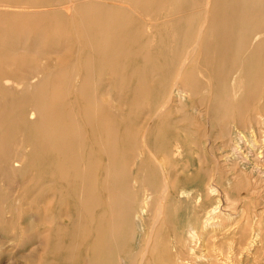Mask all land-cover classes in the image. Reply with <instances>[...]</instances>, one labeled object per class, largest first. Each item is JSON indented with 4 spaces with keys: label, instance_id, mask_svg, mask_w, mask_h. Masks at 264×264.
<instances>
[{
    "label": "bare ground",
    "instance_id": "obj_1",
    "mask_svg": "<svg viewBox=\"0 0 264 264\" xmlns=\"http://www.w3.org/2000/svg\"><path fill=\"white\" fill-rule=\"evenodd\" d=\"M136 1L139 6L143 0ZM10 6L32 9H5ZM68 10L72 11V15H68ZM187 10L190 13L183 14L178 21L180 28L167 29L159 25L149 35L143 28H138L139 24H131L124 7L100 1L0 0V168L10 171L18 162H27L26 151L30 142L21 131L25 127L33 129L37 138L45 142L46 149L58 157L57 162L68 182L63 190L69 191L74 203L72 208L71 205L66 206L62 211L64 200L49 199L54 192L40 189L42 196L48 195V199H43L45 215L41 221L53 225L38 231V235L42 234L45 240L40 264H124L125 258L117 246L119 229L127 231L136 240V219L143 227V214L151 203L154 216L150 226L147 224L148 231L139 233L142 243L128 254V264H157V258L162 264H190L197 258V249L205 246L207 249L212 244V250L215 252L216 248L224 256H227L226 251L233 253L232 256L241 254L239 250L245 248V232L234 241L227 235L229 229L222 233L215 229L213 219L223 209L220 202L201 209L196 222L188 225L186 236L166 241L164 229L178 211L177 204L171 200L173 193L168 182V176L173 177L175 171H170V176L155 159L144 158L148 149H157L153 148L156 143L148 141L145 127L146 120L151 118L148 115L154 112L150 105L157 87L165 90L164 94L159 93L158 98L162 97L163 102L158 110L169 107L172 90L167 89L166 78L181 77L182 83L194 90L202 82L199 78L191 77L193 71L203 60L207 64L210 61L212 69L211 72L205 69L208 75L205 84L214 88L217 78L214 74L226 71L222 67L217 68L222 62L218 53L224 47L236 44V51H242L250 44L249 56L245 60L247 82L264 86V0H188L180 8L175 0H161L153 13L170 11L167 15L171 16L177 11ZM48 23L56 25L54 32L45 26ZM237 29H240V34ZM216 33L215 38L212 35ZM212 37L215 39L212 40ZM74 39L79 44L75 48L76 56L61 66L65 60H55L50 56L58 50L54 46H66L68 40L73 42ZM48 43L52 45L48 46ZM18 51L32 52L31 59L15 56ZM198 51L210 57L201 60L193 54ZM141 53L146 55L143 60H139ZM155 56H164L162 58L166 60L157 70L149 68L150 59H158ZM82 59L84 61L80 63ZM12 77L19 79L14 81ZM71 86L75 87L79 97L70 101L60 113V103L57 102L66 98L64 92ZM183 86L174 89L180 103L187 91ZM50 88L52 92L47 93ZM110 88L116 89V100L122 104L132 102L140 105L143 100L151 102L148 106L145 104L138 117L140 122L145 123L144 126L129 132L102 124L99 113L104 110V95ZM251 91L254 93L255 88ZM253 93L251 97H255ZM261 95L263 99L259 102L264 101V94ZM261 105L264 106V102ZM127 114L122 108L120 115L126 122ZM256 115L257 131L263 139L260 141L256 134L249 132L248 135L246 131L238 130L237 136L229 140L230 149L224 153L221 163L223 169L237 164L244 171L251 166V169L255 168L257 161L251 158L252 153L257 159L256 149L264 147V116L261 113ZM246 144L250 146L246 148ZM182 153V145L174 144L171 154L175 164L179 163ZM260 154H264V149ZM131 165L138 168L133 169ZM185 172L186 169H183ZM203 174L199 175L198 189L195 193L187 192V196H194L199 206L207 200L206 197L218 196L221 201L222 192L218 186L221 174L211 175L207 182H204ZM246 174L241 176L247 180L246 185L254 190L252 177ZM8 194L0 191L1 249L5 241L11 238V233L25 229L16 216L17 208L6 199ZM105 203L110 207V219ZM7 212L12 214L9 219ZM48 213L52 215L48 216ZM219 235L229 239L228 244L216 245L213 240ZM257 238H262L259 231L253 240ZM111 240L115 244L114 253L108 246ZM232 256H227V260ZM253 261L257 262V259Z\"/></svg>",
    "mask_w": 264,
    "mask_h": 264
},
{
    "label": "rangeland",
    "instance_id": "obj_2",
    "mask_svg": "<svg viewBox=\"0 0 264 264\" xmlns=\"http://www.w3.org/2000/svg\"><path fill=\"white\" fill-rule=\"evenodd\" d=\"M95 1L107 3L111 6L124 7L127 10L125 13L128 15L131 24H139L138 28H143L149 35L154 33L155 28L159 25H163L164 28L167 29L180 28L181 23H178L180 17L185 13H190L188 10L179 13L177 11L171 16L167 15L170 11H158L153 13L154 7L157 8V3L161 0H143L140 2L139 6L136 4L138 3L136 0ZM187 1L188 0H175V3L177 7L180 8L183 7ZM5 9H9L11 11H28V9L32 8L10 6ZM42 9H47V7H42ZM128 9H131L130 12ZM67 13L68 15H72L71 10H68ZM45 26H48L51 32H54L56 29L55 24L48 23ZM238 30L240 29H237V32H239ZM212 36L217 37V33ZM213 37L212 40L216 38ZM156 39L157 35L153 37L154 41ZM49 44L52 45V43H48V46ZM235 45L236 44L233 46L230 45L226 48L224 47L218 53L222 62H219V66H217V68L220 69L222 67L223 70L226 71L223 73L216 72L214 74L217 77L214 88H210L205 84V81L208 79L205 69H209L208 72H211L210 70L212 69V64L210 61H208L207 64L206 61L203 60V63H200L201 65L199 64L198 68L194 70L191 75V77L201 79L202 82L201 86L196 88L194 87V90L193 87L184 85L182 83L183 78L181 77L176 79L166 78L167 89L172 90L173 93H170L171 102L168 105L169 107H164L161 111L158 110L159 105L163 102L162 97H158L160 94L165 93L163 92L165 91L163 87H161V89H159V87L156 88V91L154 92L155 98L152 100L153 103L143 100L140 105H134L132 102L123 103V105L121 102L116 100L118 97L116 89L110 88L109 92L104 95V110L99 113L100 117L103 119L102 124L110 125L112 129L118 131H124V129H127L129 132H133L140 126L142 127L145 125L144 122L142 123L139 121L140 118L138 117L145 104L148 106L151 103L150 108L153 109L154 112L152 115H148V117L151 118L146 120L145 129L148 130V141L156 143V146L153 148L157 149H148V151L144 153V158L147 159L148 157H151L153 160L155 159V162L157 164L160 163L158 165H162L170 176V171H175L173 177L168 176V182L170 184V191L173 193L171 200H174L173 203L177 204L178 211L173 217L174 219L171 218L170 222L164 229L166 241L170 242L175 237L178 238L186 236V229L188 225L196 222L197 215L200 213L201 209L208 206L210 207L212 204L217 205L219 204L218 202H220L221 208L223 209L213 219L217 232L222 233L229 229L228 231H230V233L227 235L231 236L234 241L243 236V232H245V236L247 235L243 240V242L246 243L245 248L239 250L241 254L237 253L232 256L233 253L230 254V252H225V255L229 256V258L232 256L233 259L231 258L230 260H227V256H224V254L220 253L218 249L216 250L215 247L214 252L212 250V244L207 249L206 246L197 249V258L190 264H229V262L230 264H264V154H260L264 147H262L263 149H256L255 152L257 159L254 158V154L252 153L251 158H253L254 161H257L255 168L253 169H251L252 166L250 168H248V166V169H245L244 171V169H242V167L238 164L234 167L229 166L228 169H223V167H221L222 160L225 157L224 153L230 149L228 145L229 140L230 138L237 136L238 130H244L246 131L245 134L248 135H250L249 132L253 135L256 134V137L258 136L260 141L263 139L257 131L256 114L261 113L264 116V106L261 105L264 101L259 102V100L263 99L261 98V94H264V86L260 84L256 86L247 82L248 75L245 73V60L249 56L250 44H248V46L242 51H236ZM77 46L79 47V44L76 43L75 39L73 42H69L68 40L66 46L63 47L58 46L57 44L54 47L58 50L53 52L50 56L55 60H65L61 63V66H64L67 64V60L75 58L77 53L75 48H78ZM262 53L264 52L262 51ZM31 54L32 52L18 51L14 55L17 57L22 56L30 60ZM193 54L200 57L201 60L205 57H210L206 56V53L202 51L194 52ZM144 56L146 55L141 53L139 55V60H143ZM4 57L7 58V55ZM155 57L158 59L151 58L149 68L157 70L161 68L160 65L166 60L162 58L164 56ZM234 57L236 58L235 60ZM84 59H82L80 63H82ZM213 68L216 69V67ZM18 79L19 78L12 77V80L14 81ZM167 79L169 81H167ZM178 86H183L188 91H186L185 99L181 100L182 103L179 102L180 99L175 95L176 90L174 89ZM252 88H255L254 93L251 91ZM52 90L53 89L50 88L46 92L50 93ZM64 93V97L66 98H62L63 100L61 102H57L60 103V113L66 109V106L70 101L79 97V93L76 91L74 86H71V88ZM252 93L255 97H251ZM128 95H130V93H128ZM197 98L199 99L197 100ZM201 100L204 102L202 103ZM182 107H184L183 110H181ZM122 108L128 112L127 122L120 115ZM187 112L191 117L188 116L189 114H187ZM168 113H170V115ZM182 113L184 114L182 115ZM35 116L37 117L38 113ZM135 119H137L136 122H133ZM207 119H209V121H207ZM9 120L11 119H8V121ZM210 120H212V122ZM23 131H21V133H23L26 138H29L27 140L30 142L26 151L28 156L27 162H18L10 171L0 168V191H6L9 193L6 199L13 203L14 208H17L16 216L20 218L18 221H22L23 229H25L22 232L11 233V238H8L2 245V249L0 248V264L41 263L40 255L43 252L45 240L42 234L41 236L38 235V231L51 228L53 225L52 223H43L41 221L45 215L43 213V199H48V195L42 196L39 192L40 189H44L51 193L54 192V194H52L53 196L51 195L49 199L53 198L57 199V201H61V199L64 200L62 211L66 209V206L69 207L71 205L70 208H72L74 205L73 199L71 198L70 193H68L69 191L63 190V186L68 184V182L65 181L63 171L57 162L58 157L55 156L50 149H46L44 145L45 142L42 138H37L35 130L25 127ZM105 133L108 135V132ZM176 143L178 145H182L183 149V153L178 164H175L171 154V149ZM249 146V144H246V148ZM198 155H200V157ZM103 157V162H105V156ZM215 160L217 161L215 162ZM130 167L133 169L138 168L136 165H131ZM183 169H186L185 174L183 173ZM60 171L61 173H59ZM202 172L204 173V182H207L211 175L218 173L221 174L218 186L222 192V202L218 199V196L206 197L207 200L203 202L202 206H199L197 199L194 196H187V192L195 193L198 189V178ZM146 174L147 172L145 175ZM245 174L252 177L255 188L254 190L252 186L249 187L246 185L247 180L241 176ZM215 177H218V175ZM237 190H239V192ZM17 196H19V198ZM104 197L106 201V195ZM200 202L202 203V201ZM233 202L235 204L231 205ZM105 206L106 211L108 212L110 207L107 203H105ZM153 212V203H151L149 208L143 214V227L140 226V220L138 218L136 219V234H138V238L136 240L131 238L130 235L127 234V231H124L122 228L119 229L120 240L118 241L119 245L117 246L121 251V255L125 258L124 264H128L130 262L128 258V254L131 253L130 251H135L142 243V241L139 240V233H141V231H148L149 227L147 224L150 226L151 220L154 216ZM48 214V216L52 215V213ZM108 214L109 215L107 217L110 219V211ZM6 215L9 219L12 214L7 212ZM24 216L25 218H23ZM163 216L164 214L161 219H163ZM257 231L262 234V238L253 240L256 238ZM221 235H219L218 238H215L213 242L216 243V245L228 244L229 239L223 238ZM34 236L36 238H34ZM32 242H35L34 244L37 243V245L34 246ZM234 244L238 245L237 243ZM114 245L115 244L112 240L108 244L109 248L112 249V253L115 252ZM210 251H213L212 255H209ZM254 259H257V262H254ZM156 261L157 264H162L158 261V258Z\"/></svg>",
    "mask_w": 264,
    "mask_h": 264
}]
</instances>
